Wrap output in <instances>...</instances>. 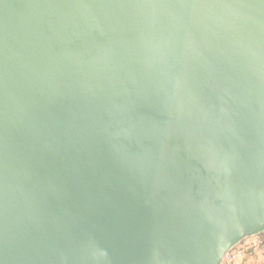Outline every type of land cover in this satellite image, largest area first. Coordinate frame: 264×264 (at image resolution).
Instances as JSON below:
<instances>
[{"label":"water","instance_id":"1","mask_svg":"<svg viewBox=\"0 0 264 264\" xmlns=\"http://www.w3.org/2000/svg\"><path fill=\"white\" fill-rule=\"evenodd\" d=\"M264 228V0H0V264H219Z\"/></svg>","mask_w":264,"mask_h":264},{"label":"built area","instance_id":"2","mask_svg":"<svg viewBox=\"0 0 264 264\" xmlns=\"http://www.w3.org/2000/svg\"><path fill=\"white\" fill-rule=\"evenodd\" d=\"M262 245H264V233L251 238H243L223 255L219 264H236L238 260Z\"/></svg>","mask_w":264,"mask_h":264},{"label":"crops","instance_id":"3","mask_svg":"<svg viewBox=\"0 0 264 264\" xmlns=\"http://www.w3.org/2000/svg\"><path fill=\"white\" fill-rule=\"evenodd\" d=\"M236 264H264V249L258 252H251L245 255L241 260H238Z\"/></svg>","mask_w":264,"mask_h":264},{"label":"rangeland","instance_id":"4","mask_svg":"<svg viewBox=\"0 0 264 264\" xmlns=\"http://www.w3.org/2000/svg\"><path fill=\"white\" fill-rule=\"evenodd\" d=\"M254 236H256V235H253V234H252L251 236L246 237V238H251V237H254ZM262 249H264V245H262V246H260L258 249H256L255 252L261 251Z\"/></svg>","mask_w":264,"mask_h":264},{"label":"trees","instance_id":"5","mask_svg":"<svg viewBox=\"0 0 264 264\" xmlns=\"http://www.w3.org/2000/svg\"><path fill=\"white\" fill-rule=\"evenodd\" d=\"M264 233V228L258 230L257 232H255L253 235H261Z\"/></svg>","mask_w":264,"mask_h":264}]
</instances>
